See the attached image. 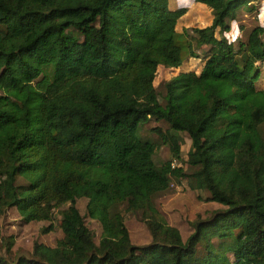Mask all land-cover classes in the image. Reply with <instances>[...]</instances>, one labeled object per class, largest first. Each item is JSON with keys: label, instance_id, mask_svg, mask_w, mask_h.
<instances>
[{"label": "trees", "instance_id": "16d2710c", "mask_svg": "<svg viewBox=\"0 0 264 264\" xmlns=\"http://www.w3.org/2000/svg\"><path fill=\"white\" fill-rule=\"evenodd\" d=\"M251 1L194 0L210 9L211 24L183 34L192 56L191 41L207 48V62L158 93V69L182 64L175 36L185 7L0 0V220L12 209L27 224L58 215L61 231L54 247L34 243L28 257H12L9 240L0 264H264V89L256 83L264 29L224 36L254 11ZM152 121L167 124L152 129L160 142L139 140L137 127ZM178 133L190 140L191 174L176 166ZM161 146L169 158L156 165ZM170 179H192L204 201L222 207L191 223L185 240L153 203ZM79 199L101 228L97 243ZM138 212L151 236L142 247L125 227V215Z\"/></svg>", "mask_w": 264, "mask_h": 264}, {"label": "rangeland", "instance_id": "374dc122", "mask_svg": "<svg viewBox=\"0 0 264 264\" xmlns=\"http://www.w3.org/2000/svg\"><path fill=\"white\" fill-rule=\"evenodd\" d=\"M251 2L256 10L254 9L252 13H246L245 11V13H240L238 16L239 21L229 24L230 31L224 34L226 38L234 40L235 35L233 33L238 32L240 26L251 29L256 25H260L264 29V0H253ZM167 6L170 10L180 7L186 8L185 15L177 23L175 36L177 44L181 47L182 64L177 69L165 67L158 69L154 80V87L158 93H163L164 84L180 72L193 71L199 74L202 71L207 62L205 57L207 48L197 49L196 43L191 41L192 49L197 54V57L192 56L187 46L189 38L183 32H187L191 36L193 29L208 27L212 20L210 9L205 5L194 2V0H167ZM216 36L218 37L219 35L216 33ZM258 70L259 76L256 83H260L259 86L264 89V61L258 63ZM155 127L166 129L167 124L165 122L152 121L146 125H139L136 129V137L147 143L160 142L158 137L152 132ZM259 130L264 137V124L260 126ZM178 135L182 139V162L177 163V165L182 166L185 173L191 174L195 166L193 165V159H189L187 154L190 148V140L184 133H178ZM168 158V149L161 146L153 157V161L156 165H159ZM207 197L208 193L198 192L195 189V183L192 179L188 182L186 180L170 179L169 188L165 192L155 195L153 203L166 223L176 228L182 239L185 240L191 234V223L198 219L204 220L210 217L214 211L222 209L216 203L204 201ZM86 203L87 200L79 199L76 201V208L80 215L84 217L85 225L95 235V242L97 243L101 228L97 222L87 217ZM66 207L64 206L62 209ZM125 207L124 203L116 205L112 208V212L123 211ZM58 220L59 216L55 215V219L52 222L40 221L27 224L22 222L15 209L8 211L0 220V255L8 253L6 248L9 240L13 241V245L8 248L12 257H28L34 243L54 247L57 239L61 237ZM50 226L52 227L48 229ZM125 227L132 245L142 247L150 244L151 236L142 222L139 212L125 215ZM47 229L48 231H46Z\"/></svg>", "mask_w": 264, "mask_h": 264}, {"label": "built area", "instance_id": "2783aa9c", "mask_svg": "<svg viewBox=\"0 0 264 264\" xmlns=\"http://www.w3.org/2000/svg\"><path fill=\"white\" fill-rule=\"evenodd\" d=\"M173 166H175V164ZM176 166H178V165L176 164ZM178 167H180V165Z\"/></svg>", "mask_w": 264, "mask_h": 264}]
</instances>
